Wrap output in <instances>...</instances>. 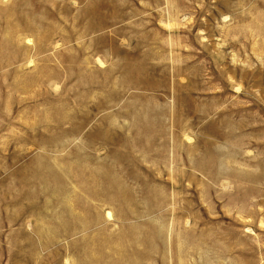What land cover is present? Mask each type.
<instances>
[{
  "label": "rangeland",
  "instance_id": "1",
  "mask_svg": "<svg viewBox=\"0 0 264 264\" xmlns=\"http://www.w3.org/2000/svg\"><path fill=\"white\" fill-rule=\"evenodd\" d=\"M0 264H264V0H0Z\"/></svg>",
  "mask_w": 264,
  "mask_h": 264
}]
</instances>
